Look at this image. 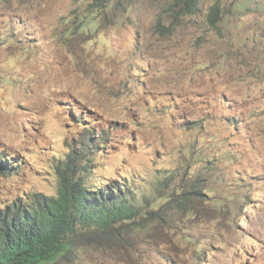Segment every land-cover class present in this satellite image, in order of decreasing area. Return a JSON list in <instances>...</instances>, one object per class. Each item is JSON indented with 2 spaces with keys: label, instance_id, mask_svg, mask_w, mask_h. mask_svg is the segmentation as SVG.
<instances>
[{
  "label": "rangeland",
  "instance_id": "rangeland-1",
  "mask_svg": "<svg viewBox=\"0 0 264 264\" xmlns=\"http://www.w3.org/2000/svg\"><path fill=\"white\" fill-rule=\"evenodd\" d=\"M92 2L0 0V159L22 171L0 179V205L18 191L54 195L73 155L155 199L175 169L206 166L220 177L208 182L213 190L236 193L241 179L247 200L188 221L208 245L201 258L174 208L168 223L133 234V245L91 242L60 264H264V0H200L162 33L166 0H131L97 18ZM195 141L212 145L207 162L198 163L200 147L181 157Z\"/></svg>",
  "mask_w": 264,
  "mask_h": 264
},
{
  "label": "trees",
  "instance_id": "trees-1",
  "mask_svg": "<svg viewBox=\"0 0 264 264\" xmlns=\"http://www.w3.org/2000/svg\"><path fill=\"white\" fill-rule=\"evenodd\" d=\"M129 1L93 0L91 7L97 18L108 9ZM199 1L166 0L157 22V31L170 32L183 18L197 12ZM163 18H171V24L167 26ZM208 18L212 25L217 24L220 18L218 6L212 7ZM187 126L192 129L191 125ZM199 147L201 150L199 141L187 145L181 157L186 159L192 156ZM211 148L212 145L207 144L206 150H201L204 156L198 158V163L207 162L204 159ZM12 159H0V179H14L17 176L12 177V172L15 171L16 175L18 171L22 172L19 163L13 168ZM83 161L73 155L67 162H62L56 173L58 185L54 195L37 192L20 194L18 191L16 198L7 205H0V264L72 263L77 248L91 242L99 248L124 249L128 244L133 245V234L139 235L140 231L155 224L163 226L171 221V210L174 208L183 212V233L195 248L194 258H201L208 245L197 242L196 237L188 231V225L191 227L194 222L188 224V221L207 212L210 219L220 217L219 213L237 209V205L247 200L241 179L237 180L239 189L236 193H231L226 184L213 190L208 182L220 177L211 175L206 166L205 173L197 175L190 164L175 169L173 177L164 178L159 184L155 199L148 193H134L127 184L106 180V177L90 168L93 165L90 159L85 163ZM77 163L84 164L80 169H75ZM137 193L141 195L137 196Z\"/></svg>",
  "mask_w": 264,
  "mask_h": 264
},
{
  "label": "clouds",
  "instance_id": "clouds-1",
  "mask_svg": "<svg viewBox=\"0 0 264 264\" xmlns=\"http://www.w3.org/2000/svg\"><path fill=\"white\" fill-rule=\"evenodd\" d=\"M13 158V157H12ZM10 161V160H9Z\"/></svg>",
  "mask_w": 264,
  "mask_h": 264
}]
</instances>
